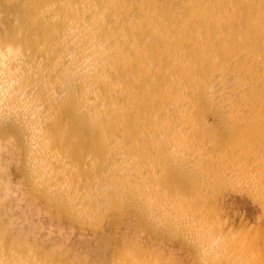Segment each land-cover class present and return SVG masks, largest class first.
Here are the masks:
<instances>
[{
	"label": "bare ground",
	"instance_id": "1",
	"mask_svg": "<svg viewBox=\"0 0 264 264\" xmlns=\"http://www.w3.org/2000/svg\"><path fill=\"white\" fill-rule=\"evenodd\" d=\"M0 264H264V0H0Z\"/></svg>",
	"mask_w": 264,
	"mask_h": 264
},
{
	"label": "rangeland",
	"instance_id": "2",
	"mask_svg": "<svg viewBox=\"0 0 264 264\" xmlns=\"http://www.w3.org/2000/svg\"><path fill=\"white\" fill-rule=\"evenodd\" d=\"M239 196V195H238ZM253 225V223H251V225L250 226H252Z\"/></svg>",
	"mask_w": 264,
	"mask_h": 264
}]
</instances>
